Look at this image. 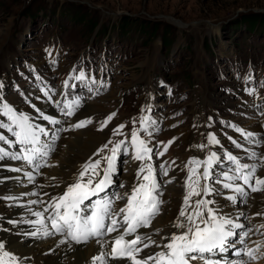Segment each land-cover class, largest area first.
Wrapping results in <instances>:
<instances>
[{
  "label": "rangeland",
  "instance_id": "rangeland-1",
  "mask_svg": "<svg viewBox=\"0 0 264 264\" xmlns=\"http://www.w3.org/2000/svg\"><path fill=\"white\" fill-rule=\"evenodd\" d=\"M252 16H256L253 26L249 22ZM50 37L68 48L64 65L58 63V69L67 72L62 84L76 73L84 74L76 64L81 53L86 57H82L84 70L92 63L91 70L97 67L102 72L101 85L108 87L104 95L100 91L97 96H102L101 103L106 106L96 104L105 113L112 108L103 117L106 131H112L108 137L93 133L96 142L104 140L110 149L120 141L130 148L133 131L137 137L147 131L153 156L163 154L166 148L159 137L171 138L180 151V135L141 127L136 119V97L126 96V107L124 103L118 107L129 88H137L140 96L155 87L156 96L161 94L157 100L167 103L164 116L180 111L177 117L186 114L193 122V105L204 101L198 113L203 112L202 118L219 126L249 123L248 115L238 114L240 107L264 124V0H0V71L15 60L19 62L21 54L31 55L26 66H33L30 63L38 59L41 43ZM46 71L42 74L47 76L50 93H56V78L45 75ZM118 93L122 99L115 105ZM211 107L214 112L209 111ZM153 109L151 104L149 117ZM130 112L132 118L127 117ZM124 119L130 123H121ZM146 123L155 127L156 120L146 117ZM103 146L101 157L111 155ZM126 155L114 162L116 171L126 168L116 176L121 181L129 170L124 163ZM141 161L151 165V158Z\"/></svg>",
  "mask_w": 264,
  "mask_h": 264
},
{
  "label": "snow or ice",
  "instance_id": "snow-or-ice-1",
  "mask_svg": "<svg viewBox=\"0 0 264 264\" xmlns=\"http://www.w3.org/2000/svg\"><path fill=\"white\" fill-rule=\"evenodd\" d=\"M81 76H78L77 79H81ZM8 113H11V120L13 124L16 126L18 130L14 132V135L17 138V142L23 145H31L30 148H24L23 151L27 153L24 156H15L13 155L12 159H23L28 163H32L37 156L44 155L46 156L47 152H41L40 148L36 147L40 143V139L36 134V127L29 123V117L26 115L17 116L13 112L11 108L5 105ZM66 115H73L74 111L69 108V111L65 113ZM114 115V114H113ZM48 119V117H44ZM111 119V117H109ZM58 123V121H56ZM2 126V125H0ZM84 122L74 125V127H83ZM120 127H123L121 125ZM239 131V129H237ZM39 132L44 135H48V133L40 128ZM251 136V133L247 134ZM4 137L0 136V140H3ZM132 139L134 147L137 142V134L135 131L132 133ZM124 141H120L119 144L115 145L112 149V156L103 157L104 160L107 161V168L104 170L103 176L104 178L99 181V183L95 184V189L93 191H84L83 189L86 187L85 184L81 183L86 177L89 175V170L91 169L93 175H99L96 172V169L99 168L101 161L96 160L95 162L85 164L83 166V170H81L78 174L77 181L74 183H70L67 186L66 191L56 200L53 205V210L55 215L50 217L52 219V225L56 229L57 232L67 230V235L76 243H86L91 237L99 236L102 234L101 230H106L107 233L118 232V229L121 227V221L115 218L111 219L110 224H105V219L109 215L112 216H122L124 222L123 233L117 235L115 239V245L111 247V258L112 259H126L131 261V264H191L192 261L197 259L204 260L205 264H208V261L205 257V253H211L215 249L224 250L226 249L229 238L237 235V233L229 230L231 228H243V225L236 224L232 220L220 217L216 215L211 208L208 209L207 218L201 221L200 224H196L194 217L198 218L202 215L201 212L197 211L193 214L187 215V220L189 222V227L185 229L183 232L179 234H172L169 237V242L165 245L161 246V251L155 253L154 255H148L146 258L139 257L138 254L143 251L144 248L149 247L151 244H154L155 241L149 239V243H143L142 239L139 235L135 237V239L125 240L124 238L131 233H135L137 228L141 226H147L150 223L151 217L155 215L159 210V204L161 201L157 199V196L153 195V192L156 191L158 185L156 184L154 178H150V175H144V181H149L148 184H139L136 187H133L131 195L127 198V204L124 208L119 209L118 212H112L111 204L109 201H95L93 208L91 209L90 216H81L79 213L82 211L81 206L83 205L85 200H89L90 196H94L99 192L104 191V186L106 184H110L112 181L109 179L110 174L116 171L114 161L116 158V154L120 148V144H123ZM171 143V141L169 142ZM209 143H218L215 138L209 134ZM140 149L137 151V154L133 157L136 160H142L143 153L151 152V149H148L145 146V142L143 140H139ZM239 146V145H238ZM104 148H107L108 145H104ZM203 147V146H201ZM103 149H98L97 154L102 152ZM125 151H127L125 149ZM3 152V150H0ZM3 155H7V153H3ZM3 155H0V159H3ZM215 153L212 154L211 158L215 157ZM151 157H149L150 159ZM228 159L237 165V171L245 170L242 175L236 177V179L242 180L244 185H249V181L255 178L256 167L255 165L249 166L247 164H240L236 157L232 155H228ZM39 167V165H38ZM164 168L163 165L160 166ZM149 173L152 172V168L148 167ZM143 172V168L138 170L137 175ZM167 175V171L164 172ZM195 174V169H192L189 174V186L199 185L200 177L197 176L196 180H192V175ZM224 176L228 180H233L232 176H229L227 173H224ZM210 177V172L207 167L203 170V179L208 180ZM93 180L89 178L87 180V185H92ZM255 183L258 185H264V179L255 178ZM251 187V185H249ZM225 188H232V184H224ZM147 189L143 194L142 199H138V193L141 190ZM235 192L245 194L244 188L237 183L235 185ZM252 191H259L264 189H259L256 187H251ZM203 191L205 194H208L211 189H209L208 185L205 184L203 187ZM201 193L196 191L195 187H192V190L189 191L187 195L184 197V201L187 204L190 197L192 195L199 196ZM119 198V197H118ZM228 199L235 201L234 196L228 197ZM211 203V201L197 200L196 206L199 208L201 205L207 206V204ZM36 215H40V213H36ZM186 215L185 211L182 209L180 212V216L184 217ZM201 224L203 226H201ZM193 225L195 227L193 228ZM178 228H183L182 223H177L175 225ZM264 228V225L261 226ZM47 235V233H45ZM30 235L35 236L36 233L32 232ZM244 237L248 236V232L243 233ZM123 242V247L120 246ZM243 242V241H241ZM4 245L0 243V249H2ZM241 255V253H237ZM250 258H255L253 255V250L248 249L246 253ZM4 255L10 256L9 253H5ZM97 257H93V261L96 259H101ZM11 259L15 260V257H11ZM2 264V262H0ZM239 264H243V262H239Z\"/></svg>",
  "mask_w": 264,
  "mask_h": 264
},
{
  "label": "bare ground",
  "instance_id": "bare-ground-1",
  "mask_svg": "<svg viewBox=\"0 0 264 264\" xmlns=\"http://www.w3.org/2000/svg\"><path fill=\"white\" fill-rule=\"evenodd\" d=\"M92 105L93 108L89 109L85 114L104 109L96 103H92ZM145 117H149V109L146 111ZM50 120H53L52 116ZM74 125L75 123H73V125L63 124L62 129L66 127L70 128L68 131L63 130L60 136H56L55 142L52 140L48 141L46 136L37 135L40 139V143L36 145V147L40 148L41 152H47L50 158L47 166H40L34 159L32 163L27 162L25 166L19 168L20 172L18 174L12 171L19 167L18 162H14L15 160L11 158L13 156L12 151L8 152L6 160L0 159V167L6 163L10 167L7 173L11 174L9 175L10 179L4 189L7 198L0 199V203L4 204L6 207L5 210L0 211V214L4 216V219L0 218V243L4 245V247L0 249V262H2V264H83L94 256L95 247L92 243L76 247L74 251H72L73 244L66 241L65 238L49 235V230L47 231L44 222L45 220L42 219V197H40L39 194L44 191H50V193L53 192V194L57 196V199L62 196L67 186L77 181L78 174L81 171L80 164L85 162L86 157L94 150V146L97 144L96 140L98 137L95 133L86 131V128L81 130V127H74ZM153 125H155V123H153ZM35 127L36 134H38L39 129L44 126L39 122V125ZM68 132L72 133L69 134L68 138L63 139V134ZM189 143L190 140H188V144ZM5 147H8L7 143H5ZM136 147H140L139 141L136 142L134 149H136ZM26 154L27 153H24L20 156ZM135 155L136 154L133 153L132 155L124 157L128 159H124V163L128 165L129 170L127 174L125 173L126 175L123 177L122 181L117 177L114 180L113 172L109 177L112 182L106 185L111 187L114 182L121 185L124 184L123 193L128 196L131 195L132 188L137 178L135 169L136 159L133 158ZM92 162L94 161L90 160V163ZM203 164V161L199 162L197 159H192L191 162L188 161V167L195 169V171H200ZM114 165L116 168L115 163ZM106 168L100 165L99 168L96 169V172L101 175ZM230 173L233 174L234 172L230 171ZM90 174L93 175L91 169L89 170L88 177L81 181V183L86 185L83 190H87L89 187V185H87V180L91 177ZM13 185L18 188V191L15 193V195L20 198L18 202H11V200L8 199L9 194L7 193H11L10 188ZM232 185L235 184L232 183ZM167 194L170 198L169 205L171 209L168 210L166 208L162 214L151 217L148 226H141L139 229L143 237V242L149 243L148 238L155 241L154 244L147 247L149 255L160 252L161 246L169 242V237H171L172 234H179L188 228L187 226H183V228L176 227L177 221H174L173 226L170 223V219L174 218L176 215L178 195H180L179 188L173 184L169 185L167 187ZM257 194L258 193L251 192V196H256ZM258 195L257 197H260V199L261 196H263L262 194ZM117 196L119 195L113 193L108 200L111 204L112 212H118L119 209L126 206L120 203ZM192 196L195 197L196 195ZM229 202L230 199H228V197L224 201L215 200V205L212 209L213 212L220 217H227ZM260 203L253 208V211L257 210L258 206L261 205ZM54 204V201H49L45 204V207L50 210L53 208ZM92 208L93 206L90 205L87 211H90ZM36 213H40V215H36ZM118 217L119 216L109 215L106 219H116ZM32 232H35L36 235H30ZM45 233H47V235ZM99 245L100 247L103 245L102 240H99ZM5 253H9L10 256L4 255ZM71 256H73L74 259H71ZM11 257H15V260L11 259ZM92 264H95V262H92ZM111 264L127 263H124L122 260H117L111 262Z\"/></svg>",
  "mask_w": 264,
  "mask_h": 264
},
{
  "label": "trees",
  "instance_id": "trees-1",
  "mask_svg": "<svg viewBox=\"0 0 264 264\" xmlns=\"http://www.w3.org/2000/svg\"><path fill=\"white\" fill-rule=\"evenodd\" d=\"M256 18V16H252V17H250V19H249V22H250V25H252L253 26V24H254V19Z\"/></svg>",
  "mask_w": 264,
  "mask_h": 264
}]
</instances>
